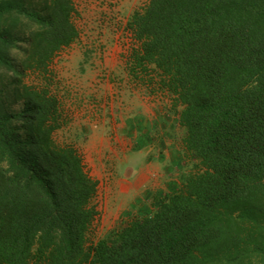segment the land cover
Masks as SVG:
<instances>
[{"label": "trees", "instance_id": "1", "mask_svg": "<svg viewBox=\"0 0 264 264\" xmlns=\"http://www.w3.org/2000/svg\"><path fill=\"white\" fill-rule=\"evenodd\" d=\"M74 11L0 0V264H264V0H149L132 14L129 73L181 107L200 171L95 242L98 181L53 139L50 65L78 38Z\"/></svg>", "mask_w": 264, "mask_h": 264}, {"label": "crops", "instance_id": "2", "mask_svg": "<svg viewBox=\"0 0 264 264\" xmlns=\"http://www.w3.org/2000/svg\"><path fill=\"white\" fill-rule=\"evenodd\" d=\"M106 34L109 33L106 32ZM87 40L102 41L95 36ZM108 41L106 57L95 70H98L97 72L100 74L102 68H107L112 76L108 74L107 77L98 80L93 78L92 81L95 82L91 81L87 84L90 85L91 90H96L102 95L105 105L108 103L106 97L110 91L122 82L128 81L129 85H125V88L130 92L131 97L124 101L129 109L127 111L134 114L126 124L130 125V130L133 129L135 135L133 136L131 131L127 132L125 128L122 129L121 125L116 129L115 135L124 131V135L132 138V144H134L130 145L128 151L114 166L101 168L100 174L96 178L98 179V190L95 199L99 197L100 204L104 205L105 211L108 210L109 216H113V220L119 217L123 218V223L119 226L121 227L132 218L153 214L158 208L160 200L178 191L186 177L200 171V166L198 160L192 158L183 144L185 129L178 122V112L181 107H175L173 98L165 91L156 89L155 84H153L155 92L159 90L158 94L163 95L161 101L158 97L155 99V96L135 97L133 94H136V91L133 87L145 86L138 83L141 76L136 77L129 73V63L123 60L124 57L120 53L121 45H127V40L110 38ZM136 43L139 46V42L136 41ZM138 46L135 44L132 45V48H138ZM83 54L87 56L86 60L91 62L90 55H96V52L90 53L84 50ZM91 66H93V62ZM95 70H93L94 73ZM114 76L118 77L117 81L124 80L118 81L117 86L113 87ZM121 88H124V85ZM123 91L126 90L123 89ZM142 91L145 89L142 88ZM103 111L105 112V110ZM111 149L109 148V150ZM114 149H118L119 151L116 152L119 153L123 151L117 146ZM101 150H104V153L106 151L103 148L98 149V151ZM91 174L96 175L93 170ZM109 205L110 207H108Z\"/></svg>", "mask_w": 264, "mask_h": 264}, {"label": "rangeland", "instance_id": "3", "mask_svg": "<svg viewBox=\"0 0 264 264\" xmlns=\"http://www.w3.org/2000/svg\"><path fill=\"white\" fill-rule=\"evenodd\" d=\"M110 38L106 36L105 39L97 42L84 39L74 42L69 47L60 51L50 65L53 81H50L49 88L58 96L64 116V124L54 131L53 139L58 144H71L75 146L83 156L86 170L94 179L100 174L101 168L114 166L128 151L130 145L134 144H132V138L124 135V131L115 135L116 129L120 128V125L122 129L125 128L127 132L131 131V134L135 135L134 130H130V125L126 124L127 122L129 123L131 116L134 114L127 111L128 107L124 101L131 97V94L129 95L130 92L125 88L128 81L126 80L123 83L122 80L124 79H119L118 81H121L122 84L114 87L117 86L118 81L116 79L118 77H113L112 82H115L113 87L116 90L113 89L107 95L106 100L108 103L105 105L102 95L96 90H91L90 85L87 84L93 78L94 80H98L107 77L108 74L112 76V73L110 74V70L107 68L100 70L101 75L98 74V70H95L98 68L97 65L99 66L106 57L105 54L108 52V40ZM124 39L127 40V45H121L120 53L124 57L123 60L127 61L129 49L132 48V45L137 44L138 46V43L131 36ZM103 48H106L104 54L101 53V49ZM84 50L90 53L96 52V55H90L89 60L92 59L91 62L86 60L87 56L83 54ZM92 62L93 66H91ZM91 70H95V73ZM138 76L142 75L138 73ZM23 80L29 84L32 80L34 82L37 81L32 76H26ZM138 83L143 84L145 87H133L136 91V94H133L135 97L146 98L148 96H155V99L158 97L159 101H161L163 95L158 94L159 90L152 92L147 84L141 81ZM123 85L124 88H121ZM142 88L145 91H142ZM123 89L126 91H123ZM112 104L116 105L113 106ZM3 105L7 110L12 112H19L22 109V102L14 101L10 93L5 96ZM121 109L122 112H120ZM114 114L115 116L113 117ZM115 146L122 148L123 151L120 153L116 152L119 150L114 149ZM99 148L105 149V153L104 150L98 151ZM109 148L112 149L109 150ZM92 170L96 175L91 174ZM100 201L99 197L94 198L92 201L96 206L98 214L88 231L87 242L89 240L95 242L101 238H108L110 232L113 229H117L123 223L122 217L113 220V216H109L108 210L105 211L104 205H101Z\"/></svg>", "mask_w": 264, "mask_h": 264}, {"label": "built area", "instance_id": "4", "mask_svg": "<svg viewBox=\"0 0 264 264\" xmlns=\"http://www.w3.org/2000/svg\"><path fill=\"white\" fill-rule=\"evenodd\" d=\"M149 0H71L74 7L73 21L78 30L76 40H87L92 36L120 39L133 37L128 23L135 11H141ZM141 6V7H140ZM108 32L109 34H106ZM135 40V39H134ZM101 49V53H105ZM132 49V48H131ZM131 50L129 51L130 55ZM129 55L127 62L129 60Z\"/></svg>", "mask_w": 264, "mask_h": 264}]
</instances>
